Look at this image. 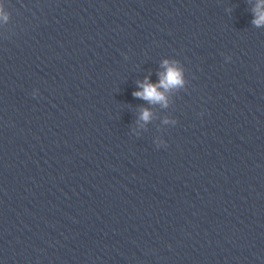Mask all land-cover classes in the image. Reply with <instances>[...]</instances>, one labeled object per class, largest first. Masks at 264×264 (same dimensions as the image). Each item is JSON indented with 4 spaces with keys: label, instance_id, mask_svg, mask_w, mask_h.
<instances>
[{
    "label": "clouds",
    "instance_id": "1",
    "mask_svg": "<svg viewBox=\"0 0 264 264\" xmlns=\"http://www.w3.org/2000/svg\"><path fill=\"white\" fill-rule=\"evenodd\" d=\"M253 11L255 13V19L252 23L257 27L264 25V0H257ZM0 19L5 22L8 20V15L4 12L2 6H0ZM162 66L165 68V71L159 74V83H150L148 82V79L145 78L143 83L138 82L139 87L142 90L134 92V96L147 100L150 103H161L164 106H167L165 94L160 91V89L163 88L165 91H168L173 88H180L184 86L185 81L183 78V69L179 67L178 61L170 62L165 60L163 61ZM33 96L35 95L33 94ZM150 118L151 112L148 109H144L141 113L140 119L147 122ZM163 145L166 146V142ZM157 147L159 148L160 145L158 144Z\"/></svg>",
    "mask_w": 264,
    "mask_h": 264
}]
</instances>
